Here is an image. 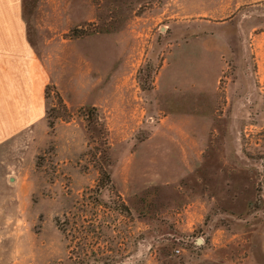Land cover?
Wrapping results in <instances>:
<instances>
[{
  "label": "rangeland",
  "instance_id": "obj_1",
  "mask_svg": "<svg viewBox=\"0 0 264 264\" xmlns=\"http://www.w3.org/2000/svg\"><path fill=\"white\" fill-rule=\"evenodd\" d=\"M32 51L69 95L0 145V264H264V0H0V90Z\"/></svg>",
  "mask_w": 264,
  "mask_h": 264
},
{
  "label": "crops",
  "instance_id": "obj_2",
  "mask_svg": "<svg viewBox=\"0 0 264 264\" xmlns=\"http://www.w3.org/2000/svg\"><path fill=\"white\" fill-rule=\"evenodd\" d=\"M174 49L175 48L173 47L170 49L164 65L159 70L155 80V89L153 91L157 96L156 99L159 100V97H161V101H156L158 105H161V110L166 113L163 123L164 126H166L165 124L170 120V117L171 121L176 120L180 123L185 119L183 114L179 113V107L175 105V79L174 72L171 69L172 64L170 62V59L174 53ZM19 58L20 61H23L26 65H28L27 69L29 71V77H24L25 80L11 79V77L15 75L14 68H10L7 73L9 76V81L7 82L9 85H12V87L10 88L9 92L0 90V145L7 143L14 138H19L22 132L32 129L38 122H41V120L44 118V113L46 112L45 92L49 85L55 84L61 91L62 96L69 95L63 90V85H61L59 82V78L56 75L51 77V73H49L45 68V62L36 53H34V51H32L27 58ZM23 70H25L24 67ZM25 72L23 75L26 76L27 71ZM217 77H219V73ZM159 92H161L160 96L158 95ZM200 92L203 93L202 90H200ZM215 97L216 88L213 96L211 97L210 105H214ZM212 108L213 107L209 106L208 109L205 110L206 112L208 111V114L203 111L206 113V115L202 113L201 115L197 116V122L202 124L204 121L206 122L209 118L208 115ZM167 113L171 114V116H168ZM137 114V111L133 113V118L135 120H137V118H141L140 115ZM197 124L198 123L195 125L191 124L193 130H191L190 133L186 132L185 130H181L184 129L181 127V124H173L177 126V129H175V126H173L174 128L169 129L173 137V141L177 142L178 140L180 143L184 139L190 140L192 137L194 139L198 136L203 137L204 126H198ZM163 128L164 127H162V129ZM177 137L180 139H175Z\"/></svg>",
  "mask_w": 264,
  "mask_h": 264
},
{
  "label": "trees",
  "instance_id": "obj_3",
  "mask_svg": "<svg viewBox=\"0 0 264 264\" xmlns=\"http://www.w3.org/2000/svg\"><path fill=\"white\" fill-rule=\"evenodd\" d=\"M81 31H80V29H74L73 31H72V33L73 34H78V33H80ZM143 73V70H141L140 71V73H139V75H141ZM140 79H141V81H142V79L144 80V77H140ZM141 88L143 89V90H148V89H146L145 87H142L141 86ZM47 91H49L50 90V86H48L47 87V89H46ZM61 103H62V105H64L63 104V101L61 100ZM65 106V105H64ZM94 110V108H90V109H88V111L91 113L92 111ZM95 111H96V109H95ZM53 127V124L51 123V128ZM103 178H105V179H101V181H100V183L102 184L103 183V185H101V187H98V189H97V191H95V192H100L101 190H102V186H105V180H107V182H110L111 181V179H110V176L106 173V172H103ZM57 224H58V227L61 229V231H63L64 232V229L62 228V226H60V221H57Z\"/></svg>",
  "mask_w": 264,
  "mask_h": 264
},
{
  "label": "built area",
  "instance_id": "obj_4",
  "mask_svg": "<svg viewBox=\"0 0 264 264\" xmlns=\"http://www.w3.org/2000/svg\"><path fill=\"white\" fill-rule=\"evenodd\" d=\"M179 252V251H178Z\"/></svg>",
  "mask_w": 264,
  "mask_h": 264
}]
</instances>
